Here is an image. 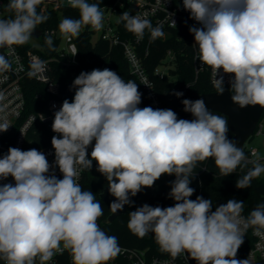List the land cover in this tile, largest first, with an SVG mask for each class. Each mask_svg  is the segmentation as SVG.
<instances>
[{
	"label": "clouds",
	"instance_id": "9594fccd",
	"mask_svg": "<svg viewBox=\"0 0 264 264\" xmlns=\"http://www.w3.org/2000/svg\"><path fill=\"white\" fill-rule=\"evenodd\" d=\"M184 10L199 27L189 28L197 46L196 60L211 68L217 94H223L224 75H229L232 101L244 108H264V0H182ZM42 0H9L12 15L0 19V47L23 45L46 15L37 13ZM80 12L79 19L64 18L60 32L68 39L82 26L103 27L99 3L68 0ZM128 31L139 39L145 29L153 39L163 37L160 26L147 18L120 15ZM173 24L176 27L175 21ZM51 48V37L46 39ZM11 69L0 55V73ZM30 77L47 80L43 61L31 64ZM147 86V85H146ZM71 102L65 99L54 112L51 138L57 178L46 155L35 148L9 147L0 158V259L5 264H40L68 250L72 264H107L122 251L118 238L98 225L103 207L95 194L78 183L80 171L96 170L108 183L113 214L142 188L152 187L162 175H174L169 197L173 206L144 204L128 213L129 230L139 238L149 233L162 252L176 258L187 253L196 264H250L236 259L250 226L264 228V203L241 214L244 202L229 199L212 210L213 202L197 196L190 187L198 162L214 159L223 176L235 172L246 156L228 138V120L210 111L203 99H183V110L192 120L178 119L171 109L139 107L142 94L133 80L125 81L108 68L82 71L73 81ZM150 88V87H149ZM177 98L182 92L173 93ZM0 111H3L0 108ZM43 121L45 117L40 116ZM10 125L0 123V133ZM93 141L95 142L93 144ZM91 146L90 158L88 148ZM77 165L81 166L80 168ZM264 173V164L238 178L236 187L247 189L253 178Z\"/></svg>",
	"mask_w": 264,
	"mask_h": 264
},
{
	"label": "built area",
	"instance_id": "2783aa9c",
	"mask_svg": "<svg viewBox=\"0 0 264 264\" xmlns=\"http://www.w3.org/2000/svg\"><path fill=\"white\" fill-rule=\"evenodd\" d=\"M46 6H69L68 0H42ZM96 0H88L93 2ZM100 9L103 12V27L99 30L100 37L98 39L105 40L111 47L121 46L124 57L128 63L129 69L134 74L142 87L149 96L153 107H160V99L155 90L154 81L150 77L144 62V57L150 52V45L153 40L150 30L145 29L144 36L139 39L134 33L124 36L126 27L122 26L120 15L124 11H128L130 15H138L141 18H147L153 27L160 26L164 32L163 38H166L173 29H180L183 32L189 31L193 25H199L190 19V13L183 8V2L177 0H100ZM9 0H0V18L5 17L10 13L7 5ZM175 21L176 27L173 24ZM87 27V26H86ZM90 29H93L89 25ZM84 30V29H83ZM82 30V31H83ZM81 31V32H82ZM190 33V32H189ZM45 35L54 39L60 36L58 51L64 60H60L62 64L67 66L78 64V45L76 37L71 39L66 38L60 31L54 29H46L42 32L41 37ZM191 46V61L195 72V77L198 78L202 73L209 74L210 84L213 85V75L210 67L201 65L199 60H196L197 46L194 44V36L190 34ZM40 38V37H39ZM178 40H183L182 36H178ZM145 42V47L141 49ZM0 55H5L11 63V69L0 73V123L7 122L10 127L6 132L0 133V158L7 153L9 147H16L21 150L37 149L42 151L49 163L53 165L57 178L62 179V173L55 166V153L51 144V138L56 135L52 131V122L54 112L59 110L64 99L63 88L60 81L54 77L53 61L55 58H44L40 52L33 49H21L18 45L9 47H0ZM37 61H43L46 71L44 75L47 80H42L38 76L30 77L28 72L31 71V64ZM176 68L175 51L169 49L160 64L155 67L154 74L160 77L167 76L170 78V71ZM76 76L71 73L66 82L70 84L73 94L75 89L72 88V83ZM229 75H224V87L230 89ZM39 84V85H38ZM43 86V90L49 95L48 101L44 107L37 111H27L29 106L27 100V91L35 88L34 86ZM147 85V86H146ZM150 87V88H149ZM43 92L37 91L36 98L41 100ZM45 119L42 121L40 116ZM264 133V123L260 120L254 136ZM43 141H49L46 144L39 145ZM245 150V151H244ZM246 156V162L254 165V162L261 163L262 158L258 155V147L246 144L243 147ZM78 168L81 166L77 165ZM84 169L80 171L78 183L82 186ZM3 183H14L11 176L7 180L0 181ZM244 218L246 214L244 210L241 214ZM99 227L104 231L99 221ZM254 242L247 251L245 259L250 260V264H264V228L257 227L252 229ZM121 253L107 264H196V261L191 259L187 253H181L178 257L173 258L169 253L155 254L148 249H137L121 246ZM0 264H5L3 259H0ZM36 264H40L39 259H36ZM45 264H72L71 255L68 250L62 253H56L50 261Z\"/></svg>",
	"mask_w": 264,
	"mask_h": 264
},
{
	"label": "trees",
	"instance_id": "16d2710c",
	"mask_svg": "<svg viewBox=\"0 0 264 264\" xmlns=\"http://www.w3.org/2000/svg\"><path fill=\"white\" fill-rule=\"evenodd\" d=\"M182 2V0H177ZM90 3H99L100 0H96ZM37 13L46 15L48 19L41 24L37 25L36 29H40L44 32L46 29L59 30V23L64 18L79 19L80 12L76 8H72L65 5H58L54 7L44 5L43 1L37 6ZM12 15L10 12L3 18H8ZM122 26L125 27V23L122 21ZM132 32L126 29L124 36L131 34ZM94 31L87 26L82 32L76 36V43L78 45V64L67 66L62 64L60 60H64L58 51L60 36L52 39L53 44L50 48L46 44L48 36L43 35L38 38L40 41V47L32 46L29 41L23 45H18L21 49H33L38 52L44 58H55L53 61L54 77L57 81H60L63 88L62 98L72 101L74 94L71 90L70 84L66 82L67 77L73 73L76 77L82 72H90L93 69L108 68L117 72L125 81L133 80L138 85V90L142 94L141 104L139 107L151 106L153 109H171L176 113L183 111V99H188L190 93H207L216 91V88L210 84L209 74L207 72L195 77L191 61V46H190V33L189 31L183 32L180 29H173L166 37H159L152 40L150 45V52L144 57L146 69L154 81L155 90L160 99V107H153L149 96L142 87L137 77L131 73L128 63L124 57L123 49L121 46L111 47L109 43L102 39L93 40ZM178 36H182L183 40H178ZM145 42L143 49L145 47ZM172 49L176 54V68L170 71V74L175 77V81L172 82L169 77H160L154 74V69L157 67L161 60L165 57L167 51ZM39 85V84H38ZM35 88L27 91V100L29 106L27 111H37L44 107L45 103L49 99V95L43 90V86H34ZM230 88V87H229ZM43 92L41 100L36 98V92ZM182 92L183 96L177 98L173 93ZM212 111V110H210ZM214 114L223 115L220 112L212 111ZM225 116V115H223ZM227 119V117L225 116ZM264 119V114L261 120ZM229 128V126H228ZM228 138L234 141V135L229 128ZM254 139V135L249 138V141ZM49 141H43L39 145L46 144ZM95 142L93 141V144ZM91 146L88 148V154L90 158ZM245 151V150H244ZM96 162L93 161L92 168H84V175L82 181V189L89 190L95 194L97 200H99L103 207V215L98 218L102 228L108 235H114L118 238L119 245L137 248L148 249L155 254H165L160 250L157 244L154 234L149 233L143 238H139L133 234L128 228L129 216L128 213L135 211L136 208L148 204L150 206L168 207L173 206L174 201L169 197L171 191V182L175 180L174 175L164 174L157 181H155L152 187H145L137 193L136 196L130 199L133 202L131 206H127L125 214L118 216L112 223H107L106 219L112 212L110 204L103 202L99 196L102 189L108 185L106 178L96 170ZM254 165L249 162H242L237 167L234 173L223 176L220 170L216 167L214 159L209 158L203 162H198L194 168V177L191 180L190 187L195 189L194 194L190 199L195 200L197 196H202L205 199H211L213 202L212 210L220 204L226 203L229 199H236L244 202L243 210L246 217L249 216L252 210H254L259 204L264 203V178H253L250 182V186L247 189H238L236 187V181L238 178L243 177ZM256 226H250L245 233L244 243L238 249L236 259H245L247 251L254 242L252 235V229Z\"/></svg>",
	"mask_w": 264,
	"mask_h": 264
},
{
	"label": "water",
	"instance_id": "95a60500",
	"mask_svg": "<svg viewBox=\"0 0 264 264\" xmlns=\"http://www.w3.org/2000/svg\"><path fill=\"white\" fill-rule=\"evenodd\" d=\"M41 34L42 31L40 29H34L32 37L39 38ZM231 95L232 93L230 90L225 88L223 94H217L216 91L207 93L192 92L188 99L192 101L203 99L209 110L217 111L225 115L228 120V126L234 135L236 146L243 149L246 142L254 134L264 114V108H261L259 105L241 108L232 101ZM177 116L178 119L192 120L194 118L191 113H187L184 110L177 113ZM99 196L103 202L109 203L110 205L116 200V198L109 193L108 185L102 189ZM127 206L128 205H125L122 210H118L115 214L111 212L106 222L112 223L118 216L125 214Z\"/></svg>",
	"mask_w": 264,
	"mask_h": 264
},
{
	"label": "rangeland",
	"instance_id": "374dc122",
	"mask_svg": "<svg viewBox=\"0 0 264 264\" xmlns=\"http://www.w3.org/2000/svg\"><path fill=\"white\" fill-rule=\"evenodd\" d=\"M50 7H53V6L50 5ZM85 28L86 26H82L80 32ZM99 37H100V31L99 30L94 31L93 40H97ZM28 41L32 46L40 47V41L38 38L31 37ZM170 80L174 82L175 77L171 75ZM263 123H264V119H263ZM247 144L253 145L259 148V153L256 157L262 158L263 160L261 161V164H264V133L261 135L254 136V139L252 141L248 140ZM261 176L264 178V173H262Z\"/></svg>",
	"mask_w": 264,
	"mask_h": 264
},
{
	"label": "crops",
	"instance_id": "0c3cea01",
	"mask_svg": "<svg viewBox=\"0 0 264 264\" xmlns=\"http://www.w3.org/2000/svg\"><path fill=\"white\" fill-rule=\"evenodd\" d=\"M258 153H259V148H258Z\"/></svg>",
	"mask_w": 264,
	"mask_h": 264
}]
</instances>
